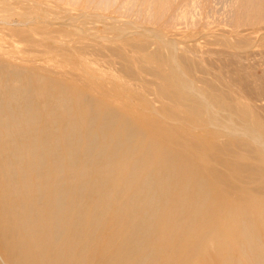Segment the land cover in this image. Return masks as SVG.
<instances>
[{
    "label": "bare ground",
    "instance_id": "bare-ground-1",
    "mask_svg": "<svg viewBox=\"0 0 264 264\" xmlns=\"http://www.w3.org/2000/svg\"><path fill=\"white\" fill-rule=\"evenodd\" d=\"M212 3L0 0V264H264V117L176 38L202 10L196 40L239 56L264 0ZM104 50L156 86L103 78Z\"/></svg>",
    "mask_w": 264,
    "mask_h": 264
},
{
    "label": "rangeland",
    "instance_id": "rangeland-1",
    "mask_svg": "<svg viewBox=\"0 0 264 264\" xmlns=\"http://www.w3.org/2000/svg\"><path fill=\"white\" fill-rule=\"evenodd\" d=\"M222 1V0H221ZM220 0L218 1H216V0H214V4L212 3V6H213V9H214V11H216L217 9H218V11H216L215 12V14H216V16L218 17V16H222L221 18H223L224 16V13H225V11L227 10V7H228V4H229V1L230 0H223V4L222 3H219L218 5H217V3L218 2H221ZM226 1V2H225ZM193 2H194V0H193ZM227 3V4H226ZM214 6H216L215 8H214ZM224 6V7H223ZM218 7V8H217ZM178 9V10H177ZM176 9V11L177 12H181V11H183V9H182V7L180 6V8H177ZM225 9V10H224ZM107 10V11H106ZM106 10H103V11H105L106 13L108 12H110L109 11V9H106ZM102 11V12H103ZM113 11V10H112ZM112 11L110 12V13H112ZM198 12V14H196ZM196 13L192 10V13L194 14V15H191V13L189 12L188 14H189V18H188V20H189V22H188V20L186 21V19L187 18H181L180 19V22H179V24H178V26H177V28L179 29V32L181 33V34H178V35H176V38H178V39H180L181 41H183L182 43H184V44H189V45H195V47L196 46H198L197 48H196V52H198V54L202 57V59H203V64H204V66L205 67H208L211 71H212V73H217V72H221L222 73V75H221V77L223 76V77H225V79H226V82H234V85H235V90H236V92H237V95H238V97H240V98H242V100H243V102H244V104H246L247 106H251L252 107V104H255V106L257 107V112L262 116V118L264 117V95H257V94H254V93H249L250 91L249 90H245L244 89V84L242 83V82H244V81H242V79H240V77L238 76V75H240V73L241 74H245V73H251L253 76H250V79H255L257 82H259V84H261V86H263L264 85V24H262V25H258L257 27H255V28H253V29H251L250 27H246V31L244 32V34H246V36L247 35H249V36H251L252 38H251V42H252V46L250 47V49L247 51V52H244V53H240L239 54V56H236V57H234L235 55L233 54V56H232V54H230L231 52H233V51H230V49H226V48H223V50H221V48H222V46H218L217 47V45H212V44H209V43H207V42H205V40H203L201 37H198V39L196 40V37H195V35H194V33H195V31L196 30H194V28L192 27V25H191V23L190 22H192L194 19L196 20V19H198V20H200V21H208V20H211V22H212V19H213V17H211L210 16V19H209V17H207V15H209V14H207L206 15V13L205 12H203L202 10H200V11H197ZM119 14H122L121 12H119L118 13V11L115 13V15L116 16H118L119 18L120 17H122V18H127L126 16H123V14L122 15H119ZM180 14V13H179ZM126 15V14H125ZM210 15H212V12L210 13ZM214 15V14H213ZM192 16V17H191ZM113 17H115V16H113ZM195 17V18H194ZM191 18H193V20H191ZM208 18V19H207ZM112 19V18H111ZM128 19H130V20H132V21H134V26L133 27H131V29L133 30V31H136V29H135V27H140V26H142V25H145V26H147V24L149 25V23L150 22H148V21H145L143 18H139V17H137V15H133L132 17H130V16H128ZM1 26H3V25H1ZM217 26V28H219L218 27V23L217 22H214L213 24L211 23V24H209V28H211V29H217V28H215ZM4 27V26H3ZM3 27H1L0 29H5V28H3ZM225 27H227L228 29L230 28L229 26H225ZM162 29L164 30V31H168L167 30V28L166 27H162ZM6 30V29H5ZM103 30V24L101 23H97V31L98 32H100V31H102ZM5 32H7V31H5ZM0 36L2 37V39H1V37H0V42H1V44H5V46H9V43H8V37L7 36H5V35H3V34H1V32H0ZM88 42V41H87ZM250 42V43H251ZM106 44H110V43H106ZM212 45V46H211ZM17 46L18 47H20V48H24V47H26V44L25 43H17ZM211 47V48H210ZM212 47H214V48H218V49H220V51L222 52V51H225V49L226 50H229V53H227L226 54V52H219L218 50H216L215 49V51L217 52V54H216V52L215 51H213V52H211L212 51V49L214 50V48H212ZM210 48V49H209ZM210 50V51H209ZM105 52L103 53H101L100 52V54H101V56H100V59H103L102 60V62H100L99 63V67H101L100 69L102 70V72L103 71H105V72H103V74H104V76H103V78L105 77V79H111L112 77H113V74L115 75L116 74V76H120L119 78L121 79V78H123L124 80H122V81H130V83H133V89L132 90H130V92H131V94H136V95H140V94H142V93H144V94H148L149 92H150V89L151 88H154L156 85H154V84H147V85H145V86H140V85H136L137 83H139V80H138V77L136 76V78L137 79H135L134 78V76H132L131 77V75L130 74H128V76L130 75V79L128 78V76H126L127 74H123V71H121L120 69H119V67H120V65H118V64H120V63H118V62H120L121 61V59L119 60V57L118 56H112L111 55V53H110V51H108V50H104ZM221 53V56H220V54L219 53ZM33 54H35V53H33ZM219 54V55H218ZM223 54V55H222ZM226 54V55H225ZM231 55V57H230V55ZM106 57H105V56ZM227 55H229V58L227 57ZM18 56H21V54H19ZM111 56H112V58H111ZM223 56H225L226 58L225 59H230L229 60V62H227L225 59H224V57ZM21 57H24V56H21ZM40 57V56H39ZM91 57H93V56H91ZM221 57H223V58H221ZM232 57H234V58H232ZM112 59L113 61H117L118 60V62H116V66L115 65H112L113 67H111V65H107L106 63L107 62H110V61H112V60H110L109 61V59ZM115 58V59H114ZM240 58V59H239ZM243 58V59H242ZM43 57L42 58H39L38 59V63L40 64H42L44 61H43ZM107 59V60H106ZM231 59H233L232 61H231ZM42 60V61H41ZM106 60V61H105ZM224 60H225V62H224ZM104 61V62H103ZM241 64H240V63ZM243 62V63H242ZM105 63V64H104ZM234 63V64H233ZM44 64V63H43ZM98 64V63H97ZM97 64H96V66H97ZM108 64H110V63H108ZM101 65V66H100ZM103 65L105 66L104 68H103ZM115 66V67H114ZM108 67V68H107ZM239 67V68H238ZM61 68V66H59V69ZM64 68H66V66L64 65V67H62L61 68V70L63 71L64 70ZM107 68V69H106ZM111 68H113V69H111ZM106 69V70H105ZM110 69L112 70V71H110ZM116 69V70H115ZM119 69V70H118ZM214 70V71H213ZM236 70L239 72H237L236 73ZM138 71H139V69H138ZM113 73V74H112ZM119 73V74H118ZM139 73H142L143 75L145 74L146 76H147V78H149V79H151V80H157L156 79V76L154 75V76H152L153 74L151 73L150 74V72H143L142 70H140L139 71ZM148 73H149V75H148ZM198 73V72H197ZM221 73H218L219 75L221 74ZM111 74V75H110ZM202 73L201 72H199V75H201ZM237 76H236V75ZM255 74V75H254ZM110 75V76H109ZM151 75V76H150ZM214 75V74H213ZM257 75H259V76H257ZM112 76V77H111ZM109 77V78H108ZM125 77H126V79H125ZM155 77V78H154ZM239 77V78H238ZM62 78H64V77H62ZM141 78V77H140ZM257 78H258V80H257ZM261 78V79H260ZM118 79V78H117ZM129 79V80H128ZM133 79H134V81H133ZM148 79V80H149ZM224 79V80H225ZM235 79V80H234ZM239 79V80H238ZM113 80H114V77H113ZM137 80H138V82H137ZM150 80V81H151ZM229 80V81H228ZM70 81V80H69ZM68 81V82H69ZM239 81V82H238ZM72 83H74V82H76V81H71ZM70 82V83H71ZM121 82V81H120ZM140 82L141 83H139V84H142V85H144V83H142L143 81L140 79ZM78 83V82H77ZM79 84V85H78ZM77 85L80 87V83H78ZM135 84V85H134ZM83 85V84H82ZM83 87V86H82ZM245 91V92H243V90ZM263 89H264V86H263ZM99 92V91H98ZM103 92V91H102ZM95 93H97V92H95ZM248 93V94H247ZM253 94L255 95V96H253ZM98 95H99V93H98ZM252 95V96H251ZM257 95V96H256ZM151 97L153 96V95H150ZM134 101H136V100H134ZM121 102H125L124 100H122V99H120L119 101H117V103L119 104L120 103V105H122V104H124V103H121ZM137 103V102H136ZM157 105V107H158V105L160 106V104L159 103H157L156 104ZM132 107H135V103L133 104L132 103V105H131ZM259 107V108H258ZM181 108H186V106H181ZM264 119V118H263ZM199 133H201V132H199ZM203 136H205V138H207L206 136H208V135H203ZM209 137H211V136H208V139H209Z\"/></svg>",
    "mask_w": 264,
    "mask_h": 264
}]
</instances>
